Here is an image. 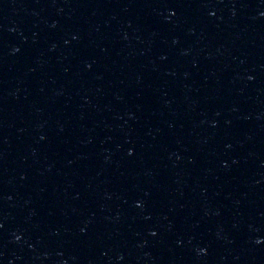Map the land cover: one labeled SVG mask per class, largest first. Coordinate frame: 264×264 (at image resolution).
<instances>
[{
    "label": "water",
    "instance_id": "water-1",
    "mask_svg": "<svg viewBox=\"0 0 264 264\" xmlns=\"http://www.w3.org/2000/svg\"><path fill=\"white\" fill-rule=\"evenodd\" d=\"M0 264H264V0H0Z\"/></svg>",
    "mask_w": 264,
    "mask_h": 264
}]
</instances>
